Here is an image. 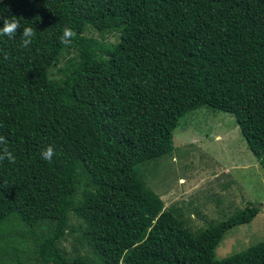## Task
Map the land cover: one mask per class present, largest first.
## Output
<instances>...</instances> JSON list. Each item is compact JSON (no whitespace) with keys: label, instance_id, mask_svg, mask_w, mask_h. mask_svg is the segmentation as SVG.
Returning a JSON list of instances; mask_svg holds the SVG:
<instances>
[{"label":"trees","instance_id":"trees-1","mask_svg":"<svg viewBox=\"0 0 264 264\" xmlns=\"http://www.w3.org/2000/svg\"><path fill=\"white\" fill-rule=\"evenodd\" d=\"M12 15L36 36H0V136L15 156L0 162L5 264H264V240L215 254L259 205L193 231L145 175L203 105L235 117L264 167V0H0V27Z\"/></svg>","mask_w":264,"mask_h":264},{"label":"rangeland","instance_id":"rangeland-1","mask_svg":"<svg viewBox=\"0 0 264 264\" xmlns=\"http://www.w3.org/2000/svg\"><path fill=\"white\" fill-rule=\"evenodd\" d=\"M92 34L98 36L97 31L89 32ZM107 37L108 42L116 39L113 35ZM174 147L171 154L148 166L145 172L164 208L181 207L183 221L196 231L210 222L228 219L248 204L259 205L251 222L229 229L215 254L221 259L264 240V167L248 148L235 117L209 105L200 106L180 119L174 130ZM16 224L17 233L11 231L9 236L26 240L20 230L25 226L12 221L13 226ZM43 228L47 230L49 226ZM73 240L74 236L67 235L62 246L72 251ZM23 244L26 248L31 243L26 240ZM19 252L28 260L25 249L21 247ZM80 253L93 258L88 247ZM13 256L16 264L17 257ZM0 264L5 260L0 258Z\"/></svg>","mask_w":264,"mask_h":264},{"label":"clouds","instance_id":"clouds-1","mask_svg":"<svg viewBox=\"0 0 264 264\" xmlns=\"http://www.w3.org/2000/svg\"><path fill=\"white\" fill-rule=\"evenodd\" d=\"M2 18L3 26L0 27V36H7L10 39L14 38L15 36H17L18 31L22 28V34L20 35L22 37L21 46L23 48H28L31 45L33 38L36 36L35 29L31 26L22 27L20 20L15 15H12L8 18ZM76 36V31L71 26L66 25L63 28L60 42L65 46L71 45ZM4 58H8L7 54H5ZM54 155L55 150L51 145H49L41 152V157L44 160L50 161ZM5 160L9 161L10 163L15 162V156L9 149L6 138L4 136H0V162H3Z\"/></svg>","mask_w":264,"mask_h":264}]
</instances>
